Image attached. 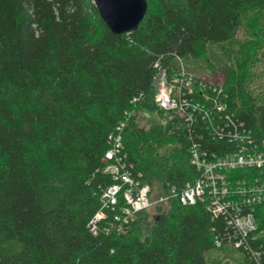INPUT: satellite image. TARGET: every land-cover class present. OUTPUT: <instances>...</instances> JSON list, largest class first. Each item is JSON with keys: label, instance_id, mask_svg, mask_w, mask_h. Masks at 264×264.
Segmentation results:
<instances>
[{"label": "trees", "instance_id": "1", "mask_svg": "<svg viewBox=\"0 0 264 264\" xmlns=\"http://www.w3.org/2000/svg\"><path fill=\"white\" fill-rule=\"evenodd\" d=\"M147 2L137 30L115 34L93 0H0V264H230L224 256L264 264V202L254 211L258 229L240 245L230 216L206 202L172 196L152 220L144 210L127 224L100 203L114 183L109 162L153 188L159 177L168 192L199 174L190 137L208 156L233 150L235 126L264 138V81L253 87L264 0ZM240 33L246 39L233 45ZM211 45L230 62L225 80H206L217 87L205 89L208 100L198 90L185 96L208 105L212 123L200 112L187 122L160 110L158 73L172 80L181 73L177 60L205 58ZM155 109L165 123L140 126L136 113Z\"/></svg>", "mask_w": 264, "mask_h": 264}, {"label": "built area", "instance_id": "2", "mask_svg": "<svg viewBox=\"0 0 264 264\" xmlns=\"http://www.w3.org/2000/svg\"><path fill=\"white\" fill-rule=\"evenodd\" d=\"M179 67L180 75L172 80L166 77L165 71L158 73L155 104L166 113H178L187 122L196 121V113L200 112L212 123L210 107L195 97L185 95L198 90L208 100L205 89L212 87L216 90L217 87L208 85L205 79L197 78ZM215 103L216 108L221 111L223 104L218 100ZM130 114L127 112L126 119L117 127L118 134L114 137L117 147L121 144V131ZM218 128L219 125L213 126L212 131L219 132ZM235 128L228 140L234 148L225 154L208 156L200 144L190 137L191 163L199 174L180 188L172 186L168 192H162L156 202H165L172 196L178 197L183 204L206 202L215 215L227 213L230 216L229 223L241 237L236 245H240L244 242V237L258 229L254 211L256 206L264 202V138L256 140L251 136L250 129ZM114 154L115 148H112L107 151L106 158L112 160ZM238 169L253 171L244 178H238L231 174V171ZM104 171L113 176L114 183L102 191L100 203L104 208L115 210L116 220L123 224L130 223L152 205L151 194L154 193V188L149 183L132 176L115 162H109ZM104 216L102 209L96 212L91 224L93 231H96L97 222Z\"/></svg>", "mask_w": 264, "mask_h": 264}, {"label": "rangeland", "instance_id": "3", "mask_svg": "<svg viewBox=\"0 0 264 264\" xmlns=\"http://www.w3.org/2000/svg\"><path fill=\"white\" fill-rule=\"evenodd\" d=\"M245 35L240 33L237 37L235 42L233 43L238 45L239 42H243L245 40ZM258 62L253 67V76H254V85L253 87H257L258 84L264 81V50L260 52L258 55ZM178 66L184 68V70L197 78L205 79L208 82L215 83V84H222L226 78V73L228 68L230 67V62L221 52L220 48L217 45H211L209 47L208 54L205 58L202 59H194V58H187L184 60H177L176 61ZM255 87V88H256ZM136 120L140 126H145L148 128L152 124H163L165 123L164 114L159 112L157 109L153 111L148 110H139L136 113ZM169 147L168 149H170ZM161 179L158 177L154 183V193L151 194V202L152 205L147 209V215L149 220H152L156 214V202L157 198L161 195ZM146 227H143L144 234L146 233ZM224 258L223 263L229 262L233 264V261L227 256L222 257Z\"/></svg>", "mask_w": 264, "mask_h": 264}, {"label": "water", "instance_id": "4", "mask_svg": "<svg viewBox=\"0 0 264 264\" xmlns=\"http://www.w3.org/2000/svg\"><path fill=\"white\" fill-rule=\"evenodd\" d=\"M93 2L100 17L115 34L136 31L148 9L147 0H93Z\"/></svg>", "mask_w": 264, "mask_h": 264}]
</instances>
